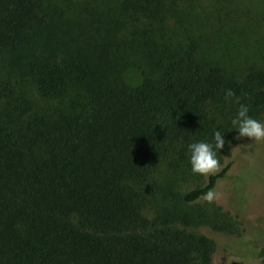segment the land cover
Returning a JSON list of instances; mask_svg holds the SVG:
<instances>
[{
	"label": "trees",
	"instance_id": "trees-1",
	"mask_svg": "<svg viewBox=\"0 0 264 264\" xmlns=\"http://www.w3.org/2000/svg\"><path fill=\"white\" fill-rule=\"evenodd\" d=\"M177 1L121 0L122 14L163 22ZM46 9L47 0H0V52L37 78L43 96L62 94L70 78L87 93L19 127L2 108L15 85L0 82V264H215L216 241L202 227L249 245L243 216L215 201L205 207L203 194L231 168L236 97L264 116V65L234 71L208 52L213 40L187 37L151 51L138 84H116L102 69L106 50L66 66L27 60ZM226 89L234 96L225 99ZM217 130L225 140L217 171L192 173L187 144L214 143Z\"/></svg>",
	"mask_w": 264,
	"mask_h": 264
},
{
	"label": "rangeland",
	"instance_id": "rangeland-1",
	"mask_svg": "<svg viewBox=\"0 0 264 264\" xmlns=\"http://www.w3.org/2000/svg\"><path fill=\"white\" fill-rule=\"evenodd\" d=\"M46 11L47 18L27 52V60L37 54L66 66L82 51L106 50L102 69L116 84H138L142 70L149 67L151 51L187 37H198L207 45V39L213 40L208 52L234 71L253 62L264 65V0H178L176 15L150 24L124 19L121 0H47ZM4 80L13 82L16 91L2 108L11 110L18 126L37 116L53 117L69 101L87 93L83 83L70 78L62 94L43 96L37 78L8 52H0V82ZM18 104L31 110L19 114ZM259 120L264 122V116ZM231 131L236 132L233 126ZM236 136L227 160L232 161L231 168L214 188V201L243 216L246 224L241 239L249 245H236L235 237L207 227L201 230L211 233L216 241L215 264H258V249L264 247V141L237 140ZM188 180L192 182L188 187L195 185L191 175Z\"/></svg>",
	"mask_w": 264,
	"mask_h": 264
},
{
	"label": "clouds",
	"instance_id": "clouds-1",
	"mask_svg": "<svg viewBox=\"0 0 264 264\" xmlns=\"http://www.w3.org/2000/svg\"><path fill=\"white\" fill-rule=\"evenodd\" d=\"M233 96L234 93L231 89L224 91L225 99ZM235 102L239 105L235 116L231 119V125L237 132L235 139L239 140L247 137L251 141H264V122L250 116L249 105L241 103L239 97H236ZM213 141L214 143L212 141L197 140L187 144L188 162L192 173L207 175L217 171L219 167L217 151H220L225 145V140L219 130L213 132ZM216 198L217 192L213 189H209L203 194V199L209 203Z\"/></svg>",
	"mask_w": 264,
	"mask_h": 264
}]
</instances>
